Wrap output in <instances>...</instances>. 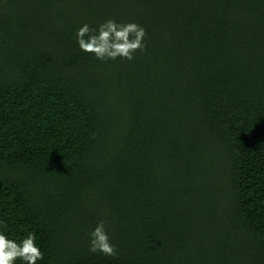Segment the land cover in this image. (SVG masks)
<instances>
[{"label": "trees", "instance_id": "trees-1", "mask_svg": "<svg viewBox=\"0 0 264 264\" xmlns=\"http://www.w3.org/2000/svg\"><path fill=\"white\" fill-rule=\"evenodd\" d=\"M108 19L146 51L82 52ZM0 230L37 264H264V0H0Z\"/></svg>", "mask_w": 264, "mask_h": 264}, {"label": "clouds", "instance_id": "clouds-1", "mask_svg": "<svg viewBox=\"0 0 264 264\" xmlns=\"http://www.w3.org/2000/svg\"><path fill=\"white\" fill-rule=\"evenodd\" d=\"M146 36L147 32L143 26L134 22L117 23L114 19L106 20L98 28L85 23L76 32L80 50L103 62L118 59L133 61L137 52L146 51ZM36 241L35 232H28L17 242L0 230V264H17V261L21 264H37L42 261L45 254ZM89 251L106 256L117 255L116 246L111 242L104 221H100L90 233Z\"/></svg>", "mask_w": 264, "mask_h": 264}]
</instances>
